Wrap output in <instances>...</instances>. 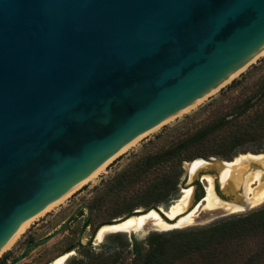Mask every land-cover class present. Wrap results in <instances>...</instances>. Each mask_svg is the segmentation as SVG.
<instances>
[{"label":"water","instance_id":"water-1","mask_svg":"<svg viewBox=\"0 0 264 264\" xmlns=\"http://www.w3.org/2000/svg\"><path fill=\"white\" fill-rule=\"evenodd\" d=\"M263 44L264 0H0V247Z\"/></svg>","mask_w":264,"mask_h":264},{"label":"rangeland","instance_id":"rangeland-1","mask_svg":"<svg viewBox=\"0 0 264 264\" xmlns=\"http://www.w3.org/2000/svg\"><path fill=\"white\" fill-rule=\"evenodd\" d=\"M264 76V54L259 55L254 60L249 62L243 70L238 72L229 81L221 85L218 89L205 95L200 101L195 102L187 109L168 118L160 123L156 128L148 130L130 144L121 153L113 157L103 167L97 171L92 177H88L82 181L77 187H74L66 195H64L57 203H53L42 213H38L31 217L29 223L19 233V235L0 252V264H10L20 254L22 249L30 242L51 235L59 228L61 223L68 217L72 210L79 206V210L73 219L64 227L62 231L45 240L44 242L33 246L26 251L24 257L14 264H51L53 259L62 253L68 245H74L72 252L68 254L64 260V264H88L91 256L97 255L95 259L97 264H139L149 248V235H158L167 231H159L155 229L147 230L145 233H107L98 243H94L95 235L98 231L99 223L110 221L127 215L126 203L143 197V188L151 182L155 177L162 175L161 173L170 174L173 181H177L176 195L179 196L181 189L188 186L193 187L194 199L198 200L204 194V185L206 181L201 179L187 180L183 169V162L190 161L184 159L180 163V175L176 177V166L172 165L171 159H168L155 168L149 170L145 175H141L138 180L133 181V172L131 171L139 165H142L144 160L152 154L159 152L165 143L167 135L175 134L176 137H185L189 131L196 129L199 126L209 123L216 115L229 113L231 105L241 101L244 97L250 96L257 81ZM188 129V130H185ZM168 135V136H169ZM209 141H204L203 145L199 142H193L186 145L182 150L183 155L192 156L196 152L204 151V147L210 145ZM242 153H264V148L258 152H239L229 159H224L219 156L208 155L199 156L203 159H217L227 161ZM130 173V174H129ZM131 175L122 188L110 189L107 188L113 184L118 175ZM218 183L215 185V190L223 199H229L218 192ZM100 196H97L99 195ZM97 200L94 205H91L93 199ZM174 200V199H173ZM261 204L242 212L227 213L222 210L203 211L196 218V222L192 225H204L215 219L231 214L246 213ZM87 205L90 209L89 223L83 227L78 240V233L82 222L88 212V209L83 206ZM91 205V207L89 206ZM164 207L158 205L157 208ZM146 207L138 206L136 210H144ZM158 238H152V241H157ZM80 242L82 245L90 244L89 250L82 249L77 246ZM264 235L251 237L242 243L232 245L227 250L229 257H235L236 253H240L241 249L248 253V249H263ZM62 253V254H61ZM246 255V254H245ZM241 261V260H239ZM79 262V263H77ZM249 264V263H245ZM250 264H264V256Z\"/></svg>","mask_w":264,"mask_h":264},{"label":"trees","instance_id":"trees-1","mask_svg":"<svg viewBox=\"0 0 264 264\" xmlns=\"http://www.w3.org/2000/svg\"><path fill=\"white\" fill-rule=\"evenodd\" d=\"M209 123L189 131L185 137H176L168 134L165 139L167 145H163L159 152L147 157L142 165L131 171L133 181L138 180L149 170L155 168L167 158L176 166L175 176L180 175V163L182 160H192L199 156L214 155L229 159L239 152H258L264 148V76L260 78L253 93L244 97L239 102L231 105L229 113L216 115ZM188 130V129H185ZM209 141L210 146L204 147V151L196 152L192 156L183 155L182 150L186 145ZM130 174V173H129ZM118 175L108 188L120 189L131 176ZM149 182L142 191L143 197L133 199L126 203L127 215H133V209L138 206L157 209L158 205L166 207L176 195L177 181H173L170 174L161 173ZM100 196V193L99 195ZM96 197L91 205L96 203ZM91 205H89L91 207ZM137 214V212L135 213ZM109 222L104 221L99 224ZM89 223V220L86 224ZM264 235V204L240 214H231L215 219L204 225H190L177 228L158 235H149V248L139 264H245L253 263L264 256L263 249H248L245 253L242 249L230 258L227 254L232 245L242 243L251 237ZM158 238L152 241V238ZM89 243L82 245V249L89 250ZM68 245L64 251L73 248ZM63 251V252H64ZM62 252V253H63ZM246 254V255H245ZM88 264H97L93 254ZM241 260V261H239ZM79 263V262H77ZM81 264V263H79Z\"/></svg>","mask_w":264,"mask_h":264},{"label":"bare ground","instance_id":"bare-ground-1","mask_svg":"<svg viewBox=\"0 0 264 264\" xmlns=\"http://www.w3.org/2000/svg\"><path fill=\"white\" fill-rule=\"evenodd\" d=\"M262 54H264V44L255 52V54L252 55L249 62ZM248 63L230 74L229 77L217 87L211 89L209 92L196 99L190 105L177 111L175 114L187 109L195 102L200 101L205 95L218 89L238 72L243 70ZM173 115L165 118L162 122ZM159 124L151 129L156 128ZM145 132L139 134L123 145L114 155L105 160L87 177L74 184L65 193L48 203L36 214L42 213L44 209H47L55 202L57 203L58 200L74 189V187H77L82 181L88 177H92L105 163L121 153ZM183 168L189 182L196 178L206 181V184L204 185V194L198 200L195 201L194 199L193 187L188 186L182 188L178 197L172 200L166 207H160L169 220L161 218L154 209L136 210L137 214L130 215L121 222L101 225L95 235L94 243L100 242L102 237L107 233L132 234L145 233L147 230L151 229L167 231L187 227L194 224L196 218L203 211L222 210L227 213H237L249 210L261 204L264 200V153H242L227 161L217 159L207 160L201 157H196L190 161H184ZM216 183H218L219 186L218 192L225 197H229V199H223L219 196L215 190ZM31 217L25 219L18 225L14 233L0 247V252L19 235L29 223ZM71 252L72 250L55 257L51 264H64L66 256Z\"/></svg>","mask_w":264,"mask_h":264},{"label":"flooded vegetation","instance_id":"flooded-vegetation-1","mask_svg":"<svg viewBox=\"0 0 264 264\" xmlns=\"http://www.w3.org/2000/svg\"><path fill=\"white\" fill-rule=\"evenodd\" d=\"M79 208H80V207H79ZM79 208L77 209V211L79 210ZM77 211L75 212V214L77 213ZM87 213H88V212H87ZM75 214L69 219L68 223L73 219V217L75 216ZM86 215H87V214H86ZM68 216H69V215H68ZM85 217H86V216H85ZM84 219H85V218H84ZM88 220H89V218H88ZM88 220H87L84 224H83V222H82V225H83V226L81 225L79 233H81L83 227H85V226L87 225L86 223L88 222ZM83 221H84V220H83ZM68 223H67V224H68ZM67 224H66V225H67ZM66 225H65V226H66ZM79 233H78V236L80 237ZM79 237H78V240H79ZM28 244H29V243H28ZM28 244H27V245H28ZM79 244H81V243L78 242V243H77V246H78ZM34 246H35V245H34ZM31 248H32V247H31ZM31 248H29V249H31ZM29 249H28V250H29ZM71 249H72V248H71ZM71 249L66 250V251H64L63 253L69 252V251H71ZM28 250H27V251H28ZM25 253H26V252H25ZM61 254H62V253H61ZM24 255H25V254H24ZM23 257H24V256H23ZM23 257H22V258H23ZM22 258H21V259H22ZM14 260H15V259H14ZM14 260H13V261H14ZM13 261H12V262H13ZM12 262H11V263H12ZM11 263H10V264H11ZM13 264H14V263H13Z\"/></svg>","mask_w":264,"mask_h":264}]
</instances>
